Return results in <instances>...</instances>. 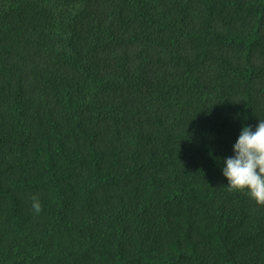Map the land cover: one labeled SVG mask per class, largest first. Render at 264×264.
<instances>
[{"label": "trees", "instance_id": "16d2710c", "mask_svg": "<svg viewBox=\"0 0 264 264\" xmlns=\"http://www.w3.org/2000/svg\"><path fill=\"white\" fill-rule=\"evenodd\" d=\"M261 119L264 0H0V264H264Z\"/></svg>", "mask_w": 264, "mask_h": 264}, {"label": "clouds", "instance_id": "9594fccd", "mask_svg": "<svg viewBox=\"0 0 264 264\" xmlns=\"http://www.w3.org/2000/svg\"><path fill=\"white\" fill-rule=\"evenodd\" d=\"M234 156L224 161L223 175L227 178L229 192L248 195L256 204L264 206V119L255 131L244 126L233 145ZM32 210L39 214L42 205L33 198Z\"/></svg>", "mask_w": 264, "mask_h": 264}]
</instances>
